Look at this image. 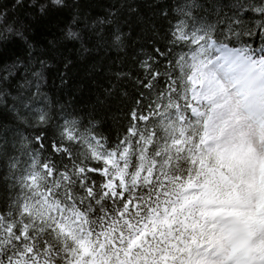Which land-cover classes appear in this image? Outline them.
Here are the masks:
<instances>
[{"label":"snow or ice","instance_id":"6c2138e0","mask_svg":"<svg viewBox=\"0 0 264 264\" xmlns=\"http://www.w3.org/2000/svg\"><path fill=\"white\" fill-rule=\"evenodd\" d=\"M210 11L222 37L190 7L170 25L166 38L183 55L163 79L157 65L143 62L139 84L149 91L138 103L145 96L147 103L132 111L127 135L113 148L66 119L40 159L19 141L18 127L6 126L27 120L30 100H0V153L7 156L11 144L25 157L9 156L10 171L23 167L18 177L13 172L19 194L0 211V264H264V0ZM252 17L255 26L247 24ZM153 116L159 130L147 124ZM38 123H47L45 114ZM34 139L45 147L43 134ZM72 143L87 145L103 166L61 168L51 154L72 159Z\"/></svg>","mask_w":264,"mask_h":264},{"label":"trees","instance_id":"16d2710c","mask_svg":"<svg viewBox=\"0 0 264 264\" xmlns=\"http://www.w3.org/2000/svg\"><path fill=\"white\" fill-rule=\"evenodd\" d=\"M233 2L63 0L56 5L53 0H22L19 4L17 0H0V91L4 93L0 100L10 102L13 97H24L33 107L26 121L6 126L18 127L19 141L40 159L51 153L50 144L60 139L66 119L77 122L81 135L94 134L102 138L104 147H115L133 123L132 111L139 112L148 100L145 96L138 103L141 92L149 91L139 84L147 74L143 62L157 65L163 79L165 70L183 55L182 46L166 38L170 25L186 19L185 13L191 7L192 15L214 25L216 36L222 37L210 6H222L228 12ZM258 19L252 17L247 24L255 26ZM69 30L77 37L69 38ZM117 34L119 43L115 41ZM156 48L164 55L156 53ZM40 113L46 115L47 123H38ZM3 119L10 121L7 115ZM157 120L153 116L148 126L159 130ZM137 123L141 129L145 125L144 121ZM37 133L45 137L44 148L34 139ZM71 147L73 157L64 162L59 161V154H51L61 168L73 161L89 167L103 166L102 161L91 158L87 145L72 143ZM5 151L7 156L0 153V211L11 207L19 194L18 185L13 186V172L18 177L23 163L10 171L9 156H20L22 162L25 159L19 152L13 153L11 144ZM89 175L98 181L103 179L95 173Z\"/></svg>","mask_w":264,"mask_h":264},{"label":"rangeland","instance_id":"374dc122","mask_svg":"<svg viewBox=\"0 0 264 264\" xmlns=\"http://www.w3.org/2000/svg\"><path fill=\"white\" fill-rule=\"evenodd\" d=\"M88 149L91 152V149L90 148H88ZM260 180H261L262 183H264V164H262L261 167H260Z\"/></svg>","mask_w":264,"mask_h":264}]
</instances>
